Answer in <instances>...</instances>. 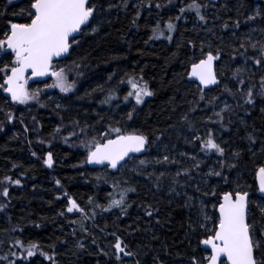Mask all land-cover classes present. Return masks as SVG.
<instances>
[{
    "label": "trees",
    "instance_id": "1",
    "mask_svg": "<svg viewBox=\"0 0 264 264\" xmlns=\"http://www.w3.org/2000/svg\"><path fill=\"white\" fill-rule=\"evenodd\" d=\"M192 2L90 0L97 6L93 18L55 65L73 83L69 93L32 84L29 93L38 94L24 107L0 88V264H205L209 253L201 241L218 221L222 193L235 191L250 193L248 222L262 245L259 259L264 0H196L204 21L188 8ZM28 10L29 0H0V39L10 22H27ZM157 25L164 32L159 39ZM209 52L218 57L219 84L203 92L187 76ZM13 58L0 53V68ZM4 79L0 72V84ZM133 80L153 93L141 104L128 95ZM249 89L251 104L245 103ZM116 128L147 137V152L115 173L89 168L87 142L105 141L102 133L112 138ZM69 133L78 137L69 140ZM209 133L223 155L202 150ZM48 151L51 167L44 164ZM128 188L135 191L127 193L124 209H109L110 194L119 199ZM69 198L86 215L69 213ZM118 241L132 255L118 253ZM30 244L37 245L31 257Z\"/></svg>",
    "mask_w": 264,
    "mask_h": 264
},
{
    "label": "snow or ice",
    "instance_id": "2",
    "mask_svg": "<svg viewBox=\"0 0 264 264\" xmlns=\"http://www.w3.org/2000/svg\"><path fill=\"white\" fill-rule=\"evenodd\" d=\"M201 7L196 0L188 5V8L194 10L199 19L204 21L205 17L200 11ZM96 8L97 6L90 3V0H29V10L27 11L29 19L27 22H10L9 30L4 34V38L0 39V53L14 57L10 66L6 64L0 68V72L5 73L4 83L0 84V88H4L11 95V99L20 104L35 99L38 93L30 94L25 87L27 83L25 74L31 70L32 75L36 77L49 74L55 77V81L50 87L59 88L62 92L71 91L73 83L69 82L64 68L50 72L53 68L52 62L54 58L69 53L73 44L78 43L74 34L80 33L82 27L89 25ZM184 11L185 9L182 8L181 12ZM167 30L174 31L175 25L169 22ZM161 36H164V32L159 30V25H157V28L153 29V37L159 39ZM165 38L169 41L172 39L171 36ZM262 51H264V48H262ZM217 58L209 52L206 59H201L199 63H193L191 76L197 78L205 86L216 84L218 81L212 66L213 61ZM256 63L259 65L260 60H257ZM237 71L239 72V70ZM9 72L10 74H8ZM261 85L260 95H264V79H262ZM129 86L133 91L129 92L128 95L134 96L137 104L143 103V97L153 95L146 82L141 85L133 80ZM252 97L253 92L249 89L246 93L245 103H253ZM111 98L109 96L104 102L107 103ZM201 99H203V96H201ZM217 115L220 114L217 113ZM129 118H131L130 115ZM9 119H11V115H9ZM112 131L117 133L115 139L109 138L108 133H104L105 142L94 140L87 155L88 163L104 164L107 162L113 169L117 168L118 165L123 167L121 161H124L125 157H128L130 153L142 152L148 143L147 137L143 135L123 134L119 128ZM197 139L200 138L197 137ZM202 150H214L220 155L225 152V149L215 142L211 133L204 141ZM164 160L168 161V157L165 156ZM139 163L144 165L146 161L140 160ZM45 164L48 167L52 166L51 153H48ZM179 174L177 173V175ZM210 174L221 175L220 172ZM256 178L259 182V190L264 192V166L258 168ZM5 179L11 182V178L6 177ZM14 183L19 185L20 181L15 180ZM57 184H59V181H57ZM130 191H135V189L128 188L120 191L118 193L119 199L110 194L108 208L120 207L123 210L127 193ZM2 195L8 196L7 188L3 190ZM247 197L248 192L222 193L221 201L218 202V221L212 233L201 241L203 245L207 246L206 250L210 248V255L206 257L205 264H264V250H261L259 259L256 255L257 250L262 249V245L260 240L254 238L252 225L248 222ZM68 203L70 205L67 208L69 213L75 209L86 215L84 209L80 208L75 200L69 198ZM147 214L152 215L151 212ZM204 219L208 220L209 218L205 215ZM21 246L23 245L21 244ZM36 247L37 245L30 244L27 249L29 257L35 255L33 249ZM115 249L118 253L132 255L131 252H125V247H122L119 241L115 244ZM49 259H52V257H49ZM193 264H200V262L193 259Z\"/></svg>",
    "mask_w": 264,
    "mask_h": 264
},
{
    "label": "water",
    "instance_id": "3",
    "mask_svg": "<svg viewBox=\"0 0 264 264\" xmlns=\"http://www.w3.org/2000/svg\"><path fill=\"white\" fill-rule=\"evenodd\" d=\"M90 21H91V20H90ZM90 21H89V23H90ZM86 27H88V26H84V27H82L81 31H82L84 28H86ZM80 34H81V32L78 33V34H74V35H75L76 38H78V37L80 36ZM9 51H10V50H9ZM70 52H71V49L69 50V53H67V54H65V55H63V56H61V57H59V58H54V59H53V62H52V63H53V68L50 70V72H51V71H54L55 64H56V63H59V62H61V61H64V60L70 55ZM212 54H213V53H212ZM213 56H216V55L213 54ZM206 57H207V56H205V57L202 58V59H206ZM216 57H217V56H216ZM200 60H201V59H200ZM200 60H199V61H200ZM199 61L196 62V63H199ZM216 62H217V59H215V60L213 61V66H212V68H213V72H214L215 77H216V80L218 81L216 84H208L207 86L202 85V84L200 83V81H199L197 78L191 76V67H190V69H189L188 76H187L188 81L197 84L203 92L208 91V90H210V89L216 87V86L219 84V78H218L217 71H216ZM8 74H10V72H9ZM25 76H26V80H27V83H26L25 87H29L30 85H32V84H36V83H47V82H50L52 79L55 78V77H53L51 74H49V75H47V76H43V77H36V76H33V75H32L31 70H29V71L25 74ZM5 87H7V86L5 85ZM3 95H4L7 99H9L11 103H17V102H15V101H13V100L11 99V95H10L9 93H7L5 90L3 91ZM137 135H141V134H137ZM115 138H116V136L113 137L112 139H115ZM104 142H105V141H104ZM147 147H148V143L145 145V149H144L142 152H139V153H130L128 157H125V160H124V161H121V164L124 165V164H125L130 158H132V157H140V156H143V155L147 152ZM51 155H52V154H51ZM47 156H48V154H47ZM47 156H46V158H47ZM52 156H53V155H52ZM52 164H53V161H52ZM45 165L48 167L47 164H45ZM87 165H88V167L91 168V169H102V168L107 167V168H109L110 171H112V172H114V173L117 172V171L121 168V166L118 165L117 168L113 169V168H112L107 162H105L104 164H96V163H88V162H87ZM258 192H259V194H261L262 196H264V192H261V191L259 190V182H258ZM249 196H250V193H248L247 201H248V199H249ZM247 211H248V207H247ZM217 213H218V209H217ZM202 248L206 250L207 246H205V245L202 244ZM206 251H208V253H209V255H210V248H208ZM222 260H223V258H222Z\"/></svg>",
    "mask_w": 264,
    "mask_h": 264
},
{
    "label": "rangeland",
    "instance_id": "4",
    "mask_svg": "<svg viewBox=\"0 0 264 264\" xmlns=\"http://www.w3.org/2000/svg\"><path fill=\"white\" fill-rule=\"evenodd\" d=\"M55 70H59V69H55ZM54 81H55V78L54 79H52L50 82H48L47 83V86L48 87H50V85H52L53 83H54ZM27 88V90L29 91V88L28 87H26ZM51 89H58L60 92H62L59 88H55V87H50ZM73 89V88H72ZM70 92V91H69ZM69 92H62V93H65V94H67V93H69ZM33 99H30L29 101H32ZM29 101L27 102V103H29ZM27 103H25V104H20V105H22V106H24V107H26L27 106ZM15 104H18V103H15ZM69 132V131H68ZM103 134L104 133H102L101 134V137H103ZM76 137H78L77 136V134H75V133H73V134H68L67 135V138H69V140H71V139H76ZM94 140L95 139H91L90 138V140H89V142H87V148H90L91 146H92V144H93V142H94ZM96 142H100V141H98V140H95ZM79 145H81V146H86V143H85V140H83V142H81ZM48 153H51L52 154V151H48L47 153H46V155H45V158H44V164H45V160L47 159L46 158V156H47V154ZM52 161L54 162V158H53V156H52Z\"/></svg>",
    "mask_w": 264,
    "mask_h": 264
}]
</instances>
